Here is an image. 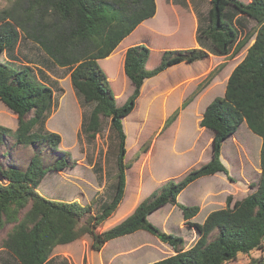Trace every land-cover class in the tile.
<instances>
[{
  "label": "rangeland",
  "instance_id": "rangeland-1",
  "mask_svg": "<svg viewBox=\"0 0 264 264\" xmlns=\"http://www.w3.org/2000/svg\"><path fill=\"white\" fill-rule=\"evenodd\" d=\"M13 1L0 0V11ZM210 1L158 0L157 16L140 24L124 39L126 42H121V50L112 59L99 61L119 106L133 92V85L124 73L126 52L131 47L128 44L137 42L136 45L144 44L151 50L149 70L160 65L166 50H207L197 36L199 27L208 23ZM240 1L248 4L252 0ZM225 21L238 31L239 41L250 34L254 36L238 54H233L234 43L227 56L210 54L195 63L169 67L164 74L145 81L134 111L122 121L126 134L125 195L117 210L96 227V232H106L120 224L144 200L162 193L164 186L182 181L190 171L211 161L213 132L201 128L200 122L207 106L216 97L225 95L231 73L245 58L258 31L255 21L238 14L232 6L225 9ZM0 61L16 68L29 67L37 81L51 88L50 110L39 119L33 133L60 136L56 150L48 143L18 145L12 135L18 129L19 117L0 101V126L11 130L0 147L1 165L26 171L32 159L39 158L48 173L38 193L50 200L77 202L82 208L80 225L94 224L95 218L112 201L118 182L119 139L111 129V120L102 117V131L95 137L87 134L85 128L93 105L85 103L74 89L73 69L54 65L21 31L15 47L4 53ZM185 103L187 106L183 107ZM176 114L177 119L169 122ZM34 116L29 114L26 120ZM261 147L262 138L243 123L221 149V161L228 175L217 173L203 177L180 193L182 201L177 198L183 205L198 206L204 211L189 223L177 206L166 205L152 213L149 221L161 231L184 238L183 249H190L198 240L193 223L202 224L205 213L226 208L230 196L235 202L256 191L262 173ZM63 163L65 167L58 170L56 166ZM0 183L7 185L8 182L0 177ZM30 208L31 203L19 212V222ZM15 225L7 223L0 228V264H20L3 246ZM92 242V237L85 234L70 244L58 245L47 264H150L175 254L171 246L146 230L111 240L101 251H94ZM262 261L264 247L240 254L227 264Z\"/></svg>",
  "mask_w": 264,
  "mask_h": 264
},
{
  "label": "trees",
  "instance_id": "trees-1",
  "mask_svg": "<svg viewBox=\"0 0 264 264\" xmlns=\"http://www.w3.org/2000/svg\"><path fill=\"white\" fill-rule=\"evenodd\" d=\"M156 2L158 0H14L0 11V57L15 47L21 31L54 65L73 69L74 89L85 103L93 105L86 133L91 137L100 133L103 117L111 120V129L119 139L116 193L95 218L94 224L80 225L82 208L77 202L50 200L38 193L37 189L48 173L39 158L32 159L26 171L6 169L0 163V177L8 182L7 185L0 183V228L7 223L16 224L3 246L20 264H47L56 246L70 244L85 234L92 237V249L101 251L109 241L139 230L150 232L175 252L173 256L150 264H227L240 254L263 249L264 0H252L248 4L240 0H211L208 23L199 27L197 36L208 49L166 50L160 65L154 69H147L151 50L146 45L129 47L124 73L133 85V92L119 106L99 61L107 57L106 60L112 59L118 49L121 50L124 39L140 24L157 16ZM228 6L255 21L258 31L245 58L231 73L225 95L216 97L207 106L200 122L201 128L213 132L211 161L190 171L182 181L164 186L162 193L144 200L120 224L106 232H96V227L117 210L125 195L126 134L122 121L134 111L145 81L183 62L195 63L210 54L227 56L234 43L233 54H238L254 37L250 34L243 41L238 40V31L225 21ZM0 101L19 117L18 129L12 135L18 145L48 143L58 149L59 135L33 133L39 119L49 112L53 94L50 87L37 81L29 67L16 68L0 61ZM31 113L35 116L26 120ZM177 117L178 114L174 115L169 122ZM243 123L262 138V173L257 189L240 201L233 202L230 196L226 208L211 212L202 224L193 223L198 240L185 250L184 238L161 231L148 217L163 206L175 205L190 223L200 208L179 203V194L203 177L217 173L228 175L229 171L221 161V149ZM8 135L11 130L0 126V147ZM64 167V163L56 166L58 170ZM29 203L30 210L19 222V212ZM258 264H264V261Z\"/></svg>",
  "mask_w": 264,
  "mask_h": 264
},
{
  "label": "crops",
  "instance_id": "crops-1",
  "mask_svg": "<svg viewBox=\"0 0 264 264\" xmlns=\"http://www.w3.org/2000/svg\"><path fill=\"white\" fill-rule=\"evenodd\" d=\"M156 14H157V13H156ZM127 38H128V37H127ZM127 38H126V39H127ZM123 42L125 43L126 40L123 41ZM134 44L136 45L137 42H130L128 45H131V46H132V45H134ZM125 47H126V46H125ZM183 63H185V62H183ZM147 68H148V69L151 68L150 61H149V64L147 65ZM169 69H171V68H169ZM165 72H166V71H165ZM161 74H164V73H161ZM161 74H159V75H161ZM180 121H182V118L180 119ZM181 194H182V192H181ZM181 194L178 196V201H182V195H181ZM202 198H203V197H202ZM179 203H181V202H179ZM184 203H186V202L184 201ZM181 204H182V203H181ZM203 211H204V210L201 209L200 212H199V214L202 213ZM199 214H198V215H199ZM209 214H210V213H209ZM209 214H206V213H205V214H204V219H203V220H205V219L208 217ZM198 215H197V216H198ZM197 216H196V217H197ZM196 217H194V218H196ZM194 218H193V219H194ZM190 221H191V220H190ZM202 222H203V221H202ZM193 229H194V228H193ZM194 230H195V232L197 233L196 229H194ZM197 235H198V234H197Z\"/></svg>",
  "mask_w": 264,
  "mask_h": 264
},
{
  "label": "clouds",
  "instance_id": "clouds-1",
  "mask_svg": "<svg viewBox=\"0 0 264 264\" xmlns=\"http://www.w3.org/2000/svg\"><path fill=\"white\" fill-rule=\"evenodd\" d=\"M157 4V3H156Z\"/></svg>",
  "mask_w": 264,
  "mask_h": 264
}]
</instances>
